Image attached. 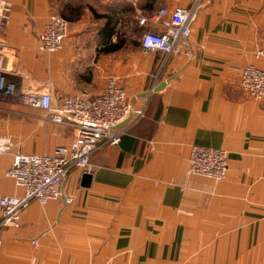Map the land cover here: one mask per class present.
Wrapping results in <instances>:
<instances>
[{
  "label": "crops",
  "instance_id": "1",
  "mask_svg": "<svg viewBox=\"0 0 264 264\" xmlns=\"http://www.w3.org/2000/svg\"><path fill=\"white\" fill-rule=\"evenodd\" d=\"M2 1L10 11L0 37L15 59L8 80L19 92H48L57 108L102 93L114 77L135 107L147 102L119 144L90 159L89 187L69 173L70 206L33 201L18 230L0 232V264H264V99L239 87L242 68L262 66L254 53L264 0H199L187 49L165 62L160 51H142L140 37L160 9L195 0ZM61 11L70 19L62 50L38 52L47 18ZM43 119L0 96V136L12 143L0 154V198L22 193L6 176L16 153L48 155L76 137ZM194 145L226 151L225 180L188 174Z\"/></svg>",
  "mask_w": 264,
  "mask_h": 264
},
{
  "label": "built area",
  "instance_id": "2",
  "mask_svg": "<svg viewBox=\"0 0 264 264\" xmlns=\"http://www.w3.org/2000/svg\"><path fill=\"white\" fill-rule=\"evenodd\" d=\"M198 9L199 0H195L190 8L174 7L170 12L160 9L152 19L155 29L143 32L139 41L140 49L162 52L164 62L184 53ZM9 11V5L0 0V30L1 23L7 24L9 21ZM47 19L36 49L44 54L60 52L69 36V23L54 15ZM146 23L145 17L138 22L141 27ZM254 60L261 62L262 66L248 65L242 68L239 87L249 98L259 101L264 99V41L254 53ZM14 62V56L0 37V96L12 101L15 99L27 107L38 108L44 112V121L69 126L77 134L70 144L56 147L48 155L16 153L13 156L6 176L22 189V193L17 197L0 198V232L4 229L18 230L21 213L33 201L41 205L53 201L65 207L70 206L73 197L64 188L69 173L73 170L89 173L90 159L106 148L117 146L121 137L144 118L147 102L145 99L142 105L135 107L116 78L111 77L107 79L102 93L95 96L85 93L72 95L64 98L60 107L54 108L48 92L30 90L22 93L8 80L14 73ZM154 91L153 86L149 93ZM11 147L10 138L0 136V154L8 153ZM188 162V174L191 176L216 182L226 179L228 161L223 149L194 145ZM33 243L36 245L37 241Z\"/></svg>",
  "mask_w": 264,
  "mask_h": 264
},
{
  "label": "trees",
  "instance_id": "3",
  "mask_svg": "<svg viewBox=\"0 0 264 264\" xmlns=\"http://www.w3.org/2000/svg\"><path fill=\"white\" fill-rule=\"evenodd\" d=\"M65 15H66V14L64 13V14H63L64 19H66V20L69 22L70 19L67 18ZM108 25H109V21H108V24L102 29V32H104L105 34H108V33L110 32L109 29L106 30V28H108ZM104 30H106V31H104ZM118 48H119V46L116 44V45H114V46H110V48H108V49H104V51H105L106 53H108V52H110V51H115V50H117Z\"/></svg>",
  "mask_w": 264,
  "mask_h": 264
},
{
  "label": "water",
  "instance_id": "4",
  "mask_svg": "<svg viewBox=\"0 0 264 264\" xmlns=\"http://www.w3.org/2000/svg\"><path fill=\"white\" fill-rule=\"evenodd\" d=\"M91 183V175L89 173H83L81 176V187H89Z\"/></svg>",
  "mask_w": 264,
  "mask_h": 264
},
{
  "label": "rangeland",
  "instance_id": "5",
  "mask_svg": "<svg viewBox=\"0 0 264 264\" xmlns=\"http://www.w3.org/2000/svg\"><path fill=\"white\" fill-rule=\"evenodd\" d=\"M63 14H64V12L61 11L60 13H56V14H54V16L62 17V18L64 19ZM77 14H81V12H80V11H77ZM65 20H66V19H65ZM66 21H67V20H66ZM67 22H68V21H67ZM140 39H141V37H140ZM136 40H137V37H134L133 35H131V39L129 40V44H128L127 46H129V47L134 46V44L136 43ZM139 41H140V40H139ZM129 47H128V48H129Z\"/></svg>",
  "mask_w": 264,
  "mask_h": 264
}]
</instances>
